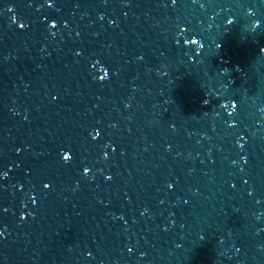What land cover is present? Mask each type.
I'll use <instances>...</instances> for the list:
<instances>
[{
	"label": "water",
	"instance_id": "95a60500",
	"mask_svg": "<svg viewBox=\"0 0 264 264\" xmlns=\"http://www.w3.org/2000/svg\"><path fill=\"white\" fill-rule=\"evenodd\" d=\"M262 50L264 0H0V264H264Z\"/></svg>",
	"mask_w": 264,
	"mask_h": 264
},
{
	"label": "clouds",
	"instance_id": "9594fccd",
	"mask_svg": "<svg viewBox=\"0 0 264 264\" xmlns=\"http://www.w3.org/2000/svg\"><path fill=\"white\" fill-rule=\"evenodd\" d=\"M232 22H233V21H232L231 18L227 21L228 24H231ZM257 26H258V22L254 23L252 27H253V29H254V28L257 27ZM188 42H189V41H188ZM190 42H191V41H190ZM190 42H189V43H190ZM262 51H264V50H262ZM232 106H233V108H235V104H234V103H233ZM261 119L264 120V116H262ZM62 158H63L65 161H68V160H69V156H68L67 153H64ZM84 171L87 172L88 169H85ZM45 187H47V185H45Z\"/></svg>",
	"mask_w": 264,
	"mask_h": 264
}]
</instances>
